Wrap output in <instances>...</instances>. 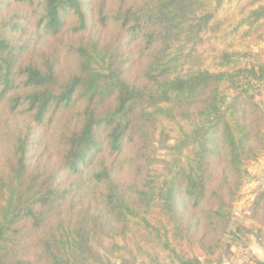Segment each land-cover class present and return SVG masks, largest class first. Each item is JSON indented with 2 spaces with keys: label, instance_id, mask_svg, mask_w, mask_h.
<instances>
[{
  "label": "trees",
  "instance_id": "16d2710c",
  "mask_svg": "<svg viewBox=\"0 0 264 264\" xmlns=\"http://www.w3.org/2000/svg\"><path fill=\"white\" fill-rule=\"evenodd\" d=\"M247 9L264 23V0ZM221 24L206 0H0V264H116L115 240L153 209L204 261L166 239L170 261L117 264L230 252L246 165L264 153V58L204 66ZM250 213L264 227V190Z\"/></svg>",
  "mask_w": 264,
  "mask_h": 264
},
{
  "label": "rangeland",
  "instance_id": "374dc122",
  "mask_svg": "<svg viewBox=\"0 0 264 264\" xmlns=\"http://www.w3.org/2000/svg\"><path fill=\"white\" fill-rule=\"evenodd\" d=\"M208 10L214 12L215 19L222 21L220 30L215 35H207L201 47L204 50V66L210 70L230 69L244 66L254 57L260 55L264 58V23H255L253 27L248 26L246 15L248 4L253 0H206ZM258 1V0H256ZM247 4V6H245ZM227 53L230 62L226 63L223 54ZM259 99L264 108V90ZM181 124H167L173 135H177ZM161 151H158L160 154ZM245 183L241 189L240 198L234 203L233 222L229 226L224 240L230 245V252L222 254L218 261V255L209 259L212 264H264V227L262 223L251 219L250 208L257 190H264V153L256 161L246 165ZM244 224L250 232H235L236 225ZM166 225L160 213L153 211L144 219L135 218L131 222V229L125 238H118L115 242L119 249L109 259L118 263V258L124 254L132 253L138 260L149 261L157 259L168 262L174 258L173 252L165 249L163 243L168 239L171 247L177 253H195L204 261V256L197 248L192 252L181 248L170 239ZM235 233V234H234ZM103 245L111 246V241L105 239ZM104 249H101L103 251Z\"/></svg>",
  "mask_w": 264,
  "mask_h": 264
}]
</instances>
